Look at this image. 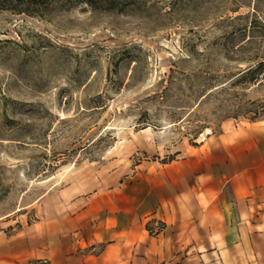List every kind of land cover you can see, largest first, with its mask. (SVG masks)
Segmentation results:
<instances>
[{"label":"rangeland","instance_id":"obj_1","mask_svg":"<svg viewBox=\"0 0 264 264\" xmlns=\"http://www.w3.org/2000/svg\"><path fill=\"white\" fill-rule=\"evenodd\" d=\"M58 0L0 10V234L65 188L264 122V0Z\"/></svg>","mask_w":264,"mask_h":264},{"label":"crops","instance_id":"obj_2","mask_svg":"<svg viewBox=\"0 0 264 264\" xmlns=\"http://www.w3.org/2000/svg\"><path fill=\"white\" fill-rule=\"evenodd\" d=\"M0 264H264V122H224L176 159L48 195Z\"/></svg>","mask_w":264,"mask_h":264},{"label":"trees","instance_id":"obj_3","mask_svg":"<svg viewBox=\"0 0 264 264\" xmlns=\"http://www.w3.org/2000/svg\"><path fill=\"white\" fill-rule=\"evenodd\" d=\"M58 0H0V10L10 11L16 14H26L30 16L46 15ZM119 0H101L89 1L88 4L97 8V6L104 8L110 6L114 8ZM264 74V61L258 63L255 67L249 69L244 75L256 79L259 75Z\"/></svg>","mask_w":264,"mask_h":264}]
</instances>
